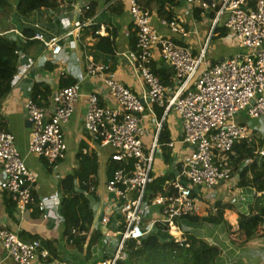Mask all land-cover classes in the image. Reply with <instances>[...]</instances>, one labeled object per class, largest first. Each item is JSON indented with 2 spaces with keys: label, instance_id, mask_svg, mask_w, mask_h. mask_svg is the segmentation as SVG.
Returning a JSON list of instances; mask_svg holds the SVG:
<instances>
[{
  "label": "built area",
  "instance_id": "built-area-1",
  "mask_svg": "<svg viewBox=\"0 0 264 264\" xmlns=\"http://www.w3.org/2000/svg\"><path fill=\"white\" fill-rule=\"evenodd\" d=\"M186 1L191 6L188 10L190 16L195 13L196 4L208 26L204 44L195 55L173 38L159 34L152 22V11L144 7L140 0H125L134 38L127 51L115 55L122 57L131 68L134 79L141 87L140 93H134L114 77L108 62L93 60L91 52L84 46L85 63L81 79L100 77L115 106L100 102L102 91L83 94L78 88L79 81L60 88L52 102L50 115L43 105L33 102L29 96L26 99L30 121L29 154L44 158L49 163L65 158L67 143L63 126L75 112L80 97L85 96L83 125L90 145L96 149L109 147L110 159L122 164L104 183L108 201L101 210L100 224L111 223L105 235L114 238L115 251L109 253L101 264H116L123 257L126 241L140 243L142 237L149 233L171 235L182 241V234L187 231L185 226L190 222L186 217L207 214L205 208L201 209L203 191L230 179V168L219 167L215 159L223 160V155L235 142L252 135L250 122H236L235 115L245 112L249 119L264 122V0L253 3L251 0ZM68 4L74 5L77 14L72 21H65L68 23L66 31L61 35L38 30L39 24L46 18L47 9L43 7L37 10L38 21L30 27L34 30L32 39L48 48L51 54L61 51V40L70 35L79 37L85 29L95 26L94 33L102 37L114 31L113 25L97 22L94 15L85 16L88 10L85 3L75 5L71 1ZM59 13L66 14L62 10ZM159 22L169 32L181 37L189 33L186 22L165 17H160ZM221 25L229 30L226 40L238 42L248 53L214 62L206 57L207 44ZM17 37L24 41L20 29ZM154 51H159L161 61L171 68L175 78L183 81L167 98L162 118L155 121L146 152L142 141V112L146 110V105H163V98L166 97V87L150 68ZM59 70L60 75L67 72L64 65ZM171 109L182 118L181 141L190 149L176 158L174 165L179 166H173V172H167L174 178L165 181L162 193H156L154 180L165 175L166 169L157 172V153L156 156L154 153L158 148L163 118ZM149 111L152 112V109ZM174 142L166 144L173 147ZM259 154L263 156L264 149ZM0 165L4 175L0 187L8 192L17 211L22 214L35 203L33 191L37 178L17 149L13 134L3 130H0ZM86 185L87 188L78 190L92 207L93 200L101 193L92 180H88ZM109 194L112 196L109 197ZM37 206L43 218L48 217L49 209L55 210L51 198L48 202L39 200ZM116 235L118 238L114 237ZM0 244L15 264H32L35 255L44 258L49 254L38 239L23 241L6 230H0Z\"/></svg>",
  "mask_w": 264,
  "mask_h": 264
},
{
  "label": "crops",
  "instance_id": "crops-1",
  "mask_svg": "<svg viewBox=\"0 0 264 264\" xmlns=\"http://www.w3.org/2000/svg\"><path fill=\"white\" fill-rule=\"evenodd\" d=\"M71 1H73L75 5H79L84 4L88 0H62L55 8H47V12L45 13L46 18L44 22L39 24L38 30L53 35H61L66 31L67 22L72 21V18L77 14V10L73 7L74 5L68 4ZM176 1H178V5L172 11V19L178 20L181 23L186 22L185 25L189 30L186 37L173 34L169 32L168 28L160 24L159 18L162 16L156 15L154 4L149 7L152 11V22L154 26L157 27L159 34L173 38L174 41L180 43L195 55L204 44V35L207 33L208 28L206 26V20L204 17H201L200 12L199 14L196 13L198 11V6H196V4H194L195 10L193 8L195 13H193L191 17V13H188L191 7L188 6L189 3L186 0ZM254 1L255 0H251L252 3ZM140 2L144 3L146 1L143 0ZM60 10L66 14L59 13ZM196 14H198V18ZM94 16L97 22H105L114 27L113 32L115 33V38H113L111 44L113 47L112 53L108 54L104 51L94 49V44L97 42L98 37L93 36L90 29L81 31L79 37L70 35L68 38L61 40L62 49L56 55L51 54L48 48L44 47L37 40H34L25 50H20L19 65L22 68L19 67L20 71H17L18 74L14 77L11 91L0 101V120L3 121L4 128L0 130L13 134L17 149L24 158L28 168L37 178L34 188L35 203L28 207L22 214L17 211L15 203L11 200L8 192L0 187V230L10 231L23 241L38 239L41 244L52 242L54 246L53 253H55V257L50 260L49 255L43 258L37 254L32 264H101L109 253L115 251L114 238L108 237L107 234L105 235V233L110 230L111 223L104 225L100 224L101 210L104 209V206L107 204H105V202L108 201L106 198L107 193L104 191V183L107 180L106 173L102 165L106 161L110 148L104 147L96 149L93 146L91 148L89 147V135L86 133L83 126L86 97H80L76 103L75 112L63 126L64 137L67 143V153L64 159L56 163H49L43 158H39L27 152L30 126L27 123L26 99L35 82L48 85L51 89V95L47 97V101L43 104L48 115L52 112L54 97L60 90L58 87L59 78L65 76L72 77L76 83L79 81L78 88L83 94L93 91H102L99 95L100 102L111 107L115 106L114 101L110 100L107 87L102 83L100 77L92 76L87 78L83 77V79H81L85 63L83 58L84 46L91 52L90 55L93 60L108 62L111 67V74L120 82L129 87L136 94L141 92L139 82L134 79L131 68L127 65V62L122 57L115 55V53L127 51L134 38V29L125 0H110L106 3H102L96 10ZM60 17L61 19H59ZM9 20L12 23H10ZM36 21H38L37 10L32 11L28 15H22L14 11V13L10 14L7 25H0V33L8 32L13 28L33 27ZM221 26L217 27V29H223ZM228 34L229 30H227V28H225L223 36L219 35L218 30L214 32L206 49V57L210 61L225 60L233 57L235 54L248 53L238 42L227 41L226 37ZM152 62V71L155 67L159 66L167 70L166 73L162 74V78L165 82L163 83L160 81L166 87V97L163 98V105H146V110L142 112V125L144 128L142 141L146 152L152 140L155 121H159L162 118V112L164 111L167 98L174 93L183 81V79L177 80L171 68H167L161 61L159 51H154ZM61 65H64L67 69L64 75H60L59 67ZM150 108L153 113L149 111ZM234 121H249L253 129L252 132H260L264 141V125L261 124V121L257 120L253 122V119H249L245 112L235 115ZM182 133L181 116L173 109L169 110L163 118L162 130L158 136V148L154 153V156H156L157 153L156 168L161 166V169H166L165 173H167L168 171L173 172V166H179V164L174 165V161L177 160L176 158L182 157L190 149L186 143L181 141ZM164 135H167L168 139L162 142L161 138L163 139ZM169 141H175L173 147L166 144ZM80 142L86 143V149H88L89 152L94 150L100 155L98 157L99 169L96 175L97 184L95 188L101 193V196L95 197L92 207H90L93 219L86 235V240L81 248L76 244L66 241V236L63 235L64 227L59 214L60 200L62 198L60 182L65 175L75 169V157ZM70 145L72 149L69 152ZM163 147L169 149L168 162L164 161ZM261 160L262 156H257V161ZM3 178L4 175L2 174L0 165V183ZM173 178L174 176L167 180ZM235 178L236 177L231 178L230 184L232 183L235 185ZM89 180L94 181V175H91ZM223 187L224 185L220 184L204 190L200 198V202H202L201 209H204L207 205L214 206L216 201L229 202L232 208L226 209L224 215L228 223L234 225L238 213H247L248 205L253 201L255 191L253 188L246 186L236 188L232 194L224 193ZM50 198L53 200L55 210H51L52 208L49 209L48 217L43 218L41 211L38 209L37 202L39 200L48 202ZM114 202L117 203V200L115 199ZM187 223L185 227L188 231L204 239L208 243L216 245L220 249L221 253L216 258L214 264H264V241L262 238L256 236L248 240L245 244L237 246L230 242L224 223ZM94 232L98 233L96 241L91 245H87L90 236ZM114 237L118 238V235ZM122 253H125V251L122 250ZM0 264H15L12 259L7 256L1 244Z\"/></svg>",
  "mask_w": 264,
  "mask_h": 264
},
{
  "label": "trees",
  "instance_id": "trees-1",
  "mask_svg": "<svg viewBox=\"0 0 264 264\" xmlns=\"http://www.w3.org/2000/svg\"><path fill=\"white\" fill-rule=\"evenodd\" d=\"M108 1L110 0H88L85 2L88 10L84 15L87 17L95 15L98 7ZM145 1L144 3L142 2L144 7L149 8L150 5L154 4L156 15L165 17L168 20L172 18V11L178 5V1L176 0ZM61 2L62 0H17L12 11L28 15L32 11L42 7L46 9L55 8ZM6 5L9 7L8 0H0V8ZM199 12L198 9L196 13L199 14ZM198 14H196L197 18ZM95 28L97 27L90 28L92 35L98 37L97 42L94 44V49L108 54L112 53L113 47L111 44L113 38H115V33L113 32L109 36L102 37L94 33ZM221 28L223 29L216 28L215 31L218 30L219 35L223 36L225 28ZM21 31L25 38L24 42H21L20 38L15 39L14 36L0 33V101L11 91L14 77L18 73L19 48L25 50L27 46L34 42L32 40L34 34L32 28L24 27ZM153 71L160 78V81L164 83L162 74L167 72L166 68L159 66L155 67ZM75 83L76 81L70 76L60 77L58 87L62 88ZM49 95H51V89L48 85H44L41 82H35L29 91V97L32 101L40 105L47 101ZM2 128L3 121L0 120V129ZM167 139V135H164L161 141L164 142ZM263 145L264 141L261 135L258 131H253L250 137L235 142L231 149L223 155V160L218 161L215 159V163L219 167L230 168V179L236 177L235 188L248 186L254 189L255 195L253 201L248 205L247 213H238L236 222L232 225L228 223L224 215L226 209L232 208L231 203L216 201L214 203L216 210L209 215H194L187 216L186 218L191 222L224 223L230 242L237 246L243 245L256 236L262 238L264 241V156H262L261 161H257L258 152L263 148ZM86 147L87 145L84 142L78 144L75 157L76 167L69 174L65 175L60 182L62 198L60 200L59 214L64 227L63 235L66 236L67 242L76 244L79 248L82 247L86 240L93 215L88 200L78 189L87 188L86 184L91 175H94V181H92L95 185L97 184L96 175L99 169L98 157L100 156L94 150L86 152ZM162 149L164 161L168 162L169 149L165 147ZM129 164L130 162L127 163V165ZM120 166H122L121 163L112 161L107 156L104 163L106 179L110 178L112 171ZM171 177H173L171 173L157 176L154 180V192L162 193L164 191L163 184ZM158 228H162V226H158ZM162 236L167 239H161ZM162 236L153 232L142 237L140 243H136L134 240L126 241L123 258L118 259L116 264H214L216 258L221 253L216 245L208 243L188 230L183 232L182 241L171 235ZM97 237V232L92 233L87 245L94 243ZM43 245L49 250L51 260V258L55 257L53 243L46 242Z\"/></svg>",
  "mask_w": 264,
  "mask_h": 264
},
{
  "label": "rangeland",
  "instance_id": "rangeland-1",
  "mask_svg": "<svg viewBox=\"0 0 264 264\" xmlns=\"http://www.w3.org/2000/svg\"><path fill=\"white\" fill-rule=\"evenodd\" d=\"M16 2H17V0H8V6L9 7H7V5L5 6V7H3L2 6V8H0V25H7V23H8V19H9V16H10V14L11 13H14V11H12L13 10V7L16 5ZM17 12V11H16ZM18 13V12H17ZM13 16H14V14H13ZM10 21V20H9ZM204 21V20H203ZM10 23H12L11 21H10ZM187 26H188V23H187ZM208 27V26H207ZM207 31H208V28H207ZM209 43H210V41H209ZM19 68V67H18ZM258 119H253V122L255 121H257ZM258 121H260V120H258ZM261 124H263L264 125V122H262L261 121ZM84 126V125H83ZM259 134H260V132H258ZM90 141V140H89ZM89 147L91 148L92 147V145H89ZM71 149H72V146L70 145V147H69V152L71 151ZM67 153V152H66ZM76 166V165H75ZM102 168H104V164L102 165ZM157 172H162V169H161V166H159L158 168H157ZM230 180L231 179H229V180H226L224 183H220V184H223L224 185V187H223V191H224V193H232L233 194V191L236 189L235 188V186L231 183L230 184ZM229 182V183H228ZM220 184H218V185H220ZM217 185V186H218ZM229 196V195H228ZM56 215V214H55ZM57 216V215H56ZM58 217V216H57ZM207 224V223H206ZM245 244V243H244Z\"/></svg>",
  "mask_w": 264,
  "mask_h": 264
},
{
  "label": "clouds",
  "instance_id": "clouds-1",
  "mask_svg": "<svg viewBox=\"0 0 264 264\" xmlns=\"http://www.w3.org/2000/svg\"><path fill=\"white\" fill-rule=\"evenodd\" d=\"M144 6V5H143ZM149 9V8H148ZM131 19V18H130ZM221 27H224V26H221ZM23 27H21L20 28V33H21V35H22V31H21V29H22ZM225 28V27H224ZM19 29H15V28H13V29H11L10 31H8V32H5V33H3V34H5V35H9V36H14V38L16 39H18L19 37H17V31H18ZM33 30V29H32ZM34 31V30H33ZM22 37H23V35H22ZM24 38V37H23ZM33 40H35V39H33ZM21 41V40H20ZM24 41H25V38H24ZM23 41V42H24ZM22 42V41H21ZM20 50H21V48H19V50H18V53H20ZM167 68H170L169 66H167V65H165ZM18 70H19V68H18ZM18 74V73H17ZM43 105V104H42ZM243 113V112H242ZM29 120V119H28ZM30 122V121H29ZM86 131V130H85ZM87 133V132H86ZM88 134V133H87ZM89 143H90V141H89ZM262 149H264V148H262ZM261 149V150H262ZM85 151L86 152H89V150L88 149H85ZM84 151V152H85ZM258 156H261L260 154H259V152H258ZM109 179V178H108ZM223 182H225V181H222V182H220V183H223ZM220 183H218V184H220ZM217 184V185H218ZM216 186V185H215ZM33 194H34V191H33ZM109 196H110V194H109ZM112 196V195H111ZM211 207H215V206H213V205H207V207L205 206V209H206V211H207V214H203V215H198V216H207V215H209L211 212H214L215 210H212V208ZM191 222V221H190ZM202 222H206V221H200V222H192V223H202ZM161 239H167V238H165V237H161ZM42 246L44 247V245L42 244ZM48 250V249H47ZM48 253H49V250H48ZM49 256H50V254H48ZM123 258V257H122Z\"/></svg>",
  "mask_w": 264,
  "mask_h": 264
},
{
  "label": "water",
  "instance_id": "water-1",
  "mask_svg": "<svg viewBox=\"0 0 264 264\" xmlns=\"http://www.w3.org/2000/svg\"><path fill=\"white\" fill-rule=\"evenodd\" d=\"M209 3H210V0H207ZM259 47H257L256 49H258ZM27 123L29 124V126H30V122H29V120H27ZM112 194H110V196H111Z\"/></svg>",
  "mask_w": 264,
  "mask_h": 264
}]
</instances>
